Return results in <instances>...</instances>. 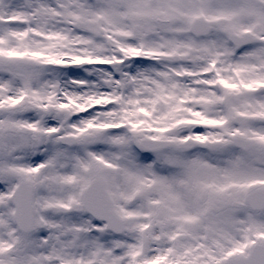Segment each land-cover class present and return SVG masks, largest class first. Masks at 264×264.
<instances>
[{
    "label": "snow or ice",
    "instance_id": "obj_1",
    "mask_svg": "<svg viewBox=\"0 0 264 264\" xmlns=\"http://www.w3.org/2000/svg\"><path fill=\"white\" fill-rule=\"evenodd\" d=\"M0 264H264V0H0Z\"/></svg>",
    "mask_w": 264,
    "mask_h": 264
}]
</instances>
